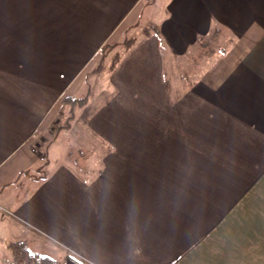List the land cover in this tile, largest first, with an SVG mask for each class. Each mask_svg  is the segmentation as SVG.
<instances>
[{
	"label": "crops",
	"instance_id": "crops-1",
	"mask_svg": "<svg viewBox=\"0 0 264 264\" xmlns=\"http://www.w3.org/2000/svg\"><path fill=\"white\" fill-rule=\"evenodd\" d=\"M143 2L0 0V264L14 241L63 264H264V0ZM101 73L99 154L31 176V142L87 96L70 130Z\"/></svg>",
	"mask_w": 264,
	"mask_h": 264
},
{
	"label": "rangeland",
	"instance_id": "rangeland-1",
	"mask_svg": "<svg viewBox=\"0 0 264 264\" xmlns=\"http://www.w3.org/2000/svg\"><path fill=\"white\" fill-rule=\"evenodd\" d=\"M145 1L149 2L152 0H144L143 4L145 3ZM156 6H157V2L154 7L146 8L147 14L143 15L137 27L131 28L129 31L126 32L124 36L125 39L139 37L142 33L143 26L151 25L149 21L151 20V14H153V12H156L155 11ZM149 28L151 29V27H145V29L150 30ZM214 43L212 41V43L209 44L208 49L205 50L207 53H210V51L215 52V49L217 47L216 44ZM116 51L118 53H121L122 47L117 48ZM116 51H113L111 54H109L106 57L107 58L106 60L105 59L103 60L105 66L110 63L111 57L113 56V53H115ZM212 59L213 56L211 57V61H213ZM98 62H99V53L96 55L94 66L95 65L97 66ZM104 76L105 73H101L98 76L94 75L93 77L91 76L88 79V83L86 84L87 86L86 88L84 87L85 90L83 89L81 94H79V96L84 95L86 93L87 87H89L91 91L95 92L94 100L90 105L85 107L82 111L76 112L75 115L77 117L75 116L73 122L71 121L70 130H63L59 134L57 139L51 145H49L52 142L51 139H53L52 137L54 131L53 128L56 127L57 124L60 125L65 123L67 117V111H66L64 113H60L58 115V120L54 121V123H50V122H49L50 124L46 123L45 128L42 130L41 134L38 137H35L34 140L31 142L32 150L34 153V157H33L34 162L30 164L28 170L31 176L41 177L44 174V172H48L52 167L58 165L59 163L68 165L74 169L86 168L90 163L91 159L95 158L94 154L96 153L99 154V150H97L99 147L98 143L92 138L88 140L84 137L87 134L85 132V129L82 130V120L85 117V113L90 111L94 106H96V104L101 100V98H103V95L105 94L104 91L106 90L104 83L105 81ZM48 125H50V128L53 127L52 129H50V132L46 129ZM82 132L85 133L81 138V142H80L77 136L81 135ZM42 134L44 136H42ZM39 137H41L40 140H38ZM48 145L49 148L47 149L46 147ZM5 254L6 252L3 250V247L0 246V256Z\"/></svg>",
	"mask_w": 264,
	"mask_h": 264
},
{
	"label": "trees",
	"instance_id": "trees-1",
	"mask_svg": "<svg viewBox=\"0 0 264 264\" xmlns=\"http://www.w3.org/2000/svg\"><path fill=\"white\" fill-rule=\"evenodd\" d=\"M133 42L134 39H128L124 41V47H128L129 43ZM116 44H104L100 47L98 53H99V62L97 66L92 70V72H100L104 69L105 65L103 63V60L105 59L106 55L109 53V51L115 46ZM120 60V56L117 55L115 59L112 61V63L109 65V69H114L117 65V63ZM87 96H84L82 98H74L70 99L69 103H60L58 110L59 114L64 113L67 111V117L64 124H57L56 127H54V131L52 134V137L54 138L55 135H57L61 130L67 129L69 126L70 120L74 117V112L77 108L84 105V103L87 100ZM67 107V110H66ZM9 248L11 250V261L9 264H63L62 260H58L55 258H52L47 255H41L38 253L31 252L27 249V247L24 245L21 241H14L10 242Z\"/></svg>",
	"mask_w": 264,
	"mask_h": 264
}]
</instances>
